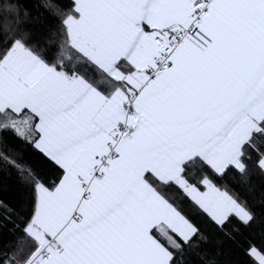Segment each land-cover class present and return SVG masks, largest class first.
<instances>
[{"label": "snow or ice", "instance_id": "snow-or-ice-1", "mask_svg": "<svg viewBox=\"0 0 264 264\" xmlns=\"http://www.w3.org/2000/svg\"><path fill=\"white\" fill-rule=\"evenodd\" d=\"M0 264H264V0H0Z\"/></svg>", "mask_w": 264, "mask_h": 264}]
</instances>
